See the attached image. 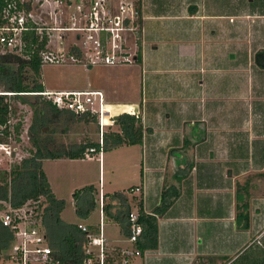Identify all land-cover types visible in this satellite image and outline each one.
<instances>
[{
    "label": "crops",
    "instance_id": "crops-1",
    "mask_svg": "<svg viewBox=\"0 0 264 264\" xmlns=\"http://www.w3.org/2000/svg\"><path fill=\"white\" fill-rule=\"evenodd\" d=\"M179 3L184 6L181 12L166 14L162 9L165 5L172 9ZM143 17L139 65L142 78L146 75L145 99L139 104L117 102L114 92L103 86L77 90L101 91L110 109L129 112V107H132L143 119V137L139 144L143 155L141 183L130 187L132 191L129 193L128 190L127 193H113H123L128 197L132 214L137 213L135 205L141 196L144 213L157 218L158 246L134 257L131 264H197L199 259H208L207 264H224L226 259L235 257L264 236V141H256L258 138L264 140V135L249 137L246 145L233 144L226 139L230 101L227 95L232 82L239 90L233 100L242 105L244 101H253V105L261 109L258 116L263 124L260 131L264 132V68L256 66L253 57V70L250 71L249 67L242 76L236 74L237 78L233 79L227 52L229 37H242L243 34L252 36L256 52L264 50V0H144ZM198 22H203L211 33L198 35ZM162 45L175 54L174 61L152 65L148 57L158 54ZM223 99L226 101L224 107L221 104ZM215 114H220V125L210 122ZM183 116L193 119L203 116L206 125L200 124L197 129L193 124L188 130V138L181 140L180 128L175 126L174 119ZM252 121L256 122V119ZM246 122L242 123L251 124L248 119ZM181 143L189 146L188 157L182 154L181 159L175 154L171 157L165 153L164 149L180 148ZM244 146L256 148L254 155L250 153L247 156L245 150L243 154L241 149ZM229 147L236 150L230 151ZM169 157L175 169L171 179L167 178L165 171ZM176 165L181 169L188 166V172L181 181L177 176L184 173H179ZM46 178L52 193L59 199L47 175ZM244 185H247L249 195L250 228L238 230L234 220L235 192L238 186ZM171 187L178 188V198L163 215H156L162 192ZM136 188H140V192H136ZM96 192L99 193V201L104 194H112ZM230 205L232 211L229 215ZM116 211L113 207L110 217L102 213L100 221L105 226L112 225L115 220L111 217ZM100 221L86 225L80 220L76 224L96 228ZM257 226L263 228L262 231H256ZM120 232L125 239L128 238V231L121 229ZM116 237L118 239L107 240V257L117 258L125 250L136 249V244L128 245L121 235ZM217 243L221 248L213 251Z\"/></svg>",
    "mask_w": 264,
    "mask_h": 264
},
{
    "label": "trees",
    "instance_id": "trees-1",
    "mask_svg": "<svg viewBox=\"0 0 264 264\" xmlns=\"http://www.w3.org/2000/svg\"><path fill=\"white\" fill-rule=\"evenodd\" d=\"M1 6V3H0ZM24 47L20 55L8 51L0 52V144L11 145V141L19 142L21 138L22 122L17 116L18 109L14 104H26L32 109L31 123L28 127V140L32 149L29 156L21 158L18 163H12L8 170H0V208L7 211H20L27 214V221L34 226L45 230L48 245L63 264H81L89 255L86 254L87 241L85 235L78 229L79 224H66L61 219V213L65 208V202L57 199L52 193L42 164L45 160H83L89 149L95 148L96 153L101 150L121 146L139 145L142 143L143 126L138 113H123L115 122L117 130L101 132L102 143L89 142L88 144L63 147L55 151L50 149L43 136H47L54 124L60 117L69 120H84L94 122L99 130V121L95 113L85 112L74 114L69 111L58 110L51 98L39 93L44 87L39 82L42 67V53L46 51V39L34 34L23 36ZM69 54L78 60L83 59L79 50L70 48ZM141 61V46H138L135 63ZM256 66L264 68V50L254 55ZM27 96L35 99L34 103L27 100ZM17 119V120H16ZM111 129L110 126L106 127ZM55 133V130H51ZM102 145V146H101ZM94 154L91 155L93 157ZM181 177L177 176L178 181ZM88 192V197L82 203L78 202L75 213L79 218L88 217L96 207L93 186L84 187L75 191L74 196L81 192ZM132 189L129 188L128 193ZM247 185L238 186L235 192L236 209L235 225L238 230L250 228V211L247 198ZM244 195L245 201H244ZM179 190L171 187L161 194L159 207L155 210L156 215H163L166 210L178 198ZM108 200L104 202V200ZM98 204L100 201H97ZM100 205L101 213L111 216V209L117 211L111 217L117 222L123 231L130 230L128 216L131 213V205L128 197L123 193L104 194ZM143 201L138 198L137 223L142 228V234L137 241L136 249L143 253L147 250L156 249L158 246V221L154 215L145 214ZM95 232L97 227L88 226ZM13 242V232L2 226L0 221V263L6 262L9 257V248ZM115 257L106 259L110 264ZM224 264H264V236L260 241L252 242L233 258L225 260Z\"/></svg>",
    "mask_w": 264,
    "mask_h": 264
},
{
    "label": "rangeland",
    "instance_id": "rangeland-1",
    "mask_svg": "<svg viewBox=\"0 0 264 264\" xmlns=\"http://www.w3.org/2000/svg\"><path fill=\"white\" fill-rule=\"evenodd\" d=\"M183 4H175V7L171 9L170 5L163 6V11L166 14L171 12H181ZM235 21V20H234ZM182 22L181 24H183ZM200 33L198 35L202 36L205 34H210V31H207L205 24L203 22H198L196 25ZM139 36V37H138ZM136 39V47L142 48V34L138 35ZM249 37V38H248ZM230 36L228 39V61L229 69L232 73L233 79L237 78L236 74H243V72L253 70V57L256 53V45L252 42V36ZM57 37H52V41ZM66 41L70 37H65ZM68 39V40H67ZM203 39V37H202ZM201 39V40H202ZM149 40V39H148ZM51 41V42H52ZM71 39L70 44L71 45ZM243 43V44H242ZM55 44V43H54ZM60 44L59 42L57 43ZM242 44V45H241ZM53 45V44H52ZM250 45V46H249ZM68 47V46H67ZM66 47V48H67ZM136 47L134 50H136ZM161 50L158 54H153V56L148 57L149 62L152 65H155L160 62L174 61L175 54H172L171 51H168V48L165 49V46H160ZM254 48V49H253ZM50 50L55 55L56 49L50 46ZM181 50L178 52L180 53ZM179 55V54H178ZM232 56V57H231ZM68 58V57H67ZM65 62L59 64L46 63L41 67L39 82H41L44 89H51L52 91H62V90H89L95 89L97 86H103L107 88L110 92H114V100L117 102H127V103H136L139 104L141 100L145 99V77L144 74L142 78L141 68L139 63L127 64L124 66L109 67L101 64L93 65L92 67L86 66L87 59H82L77 62H71L67 59ZM176 62V60H175ZM252 63V64H251ZM247 75V74H246ZM230 76V77H232ZM231 81V80H230ZM232 82V81H231ZM143 83V87L141 86ZM142 87V88H141ZM143 90V93H142ZM228 92L230 101L228 109V134L226 139L233 144H243L246 145L249 137H260L264 135L261 130V117L258 116L261 109L253 105V101H244V105L237 103L236 93L239 91L235 83H230L228 86ZM27 100L31 103L35 102V99L31 96H27ZM106 100V99H105ZM113 100V99H112ZM220 102V99L219 101ZM249 102V103H248ZM226 101L223 99V107L225 106ZM18 109L17 116H20L22 122L21 128V138L19 142L11 141V155H6L3 152H0V170H8L12 163H18L21 158L28 157V151L32 149V144L28 140L27 130L31 123L32 118V109L26 104H14ZM215 107V106H214ZM220 107V106H219ZM133 110L132 107H129ZM109 107L106 108L105 113L109 115ZM218 109V105H217ZM220 114H215L212 116L210 122L212 124L220 125ZM141 123L142 118L141 115ZM203 116H197L188 118L187 116L178 117L174 119L175 126L180 128L179 137L181 140L187 137L189 134V129L193 127V124L196 125L198 129L200 124L204 126L206 122L202 119ZM256 119V122H253V119ZM246 119L250 121V125L243 124L246 122ZM17 120V119H16ZM153 120V119H152ZM208 121V123H210ZM260 122V123H259ZM247 123V122H246ZM107 124V123H106ZM256 126H255V125ZM107 127V126H106ZM103 127L102 129L99 126V130L94 122H88L84 120H69L67 121L65 117H60L54 124H51V130H55V133H51V130L47 136V133L43 136L45 142L50 149H55V151L61 150L63 147H70L73 145L79 144H88L89 142L99 143L101 141V132L110 130H117L115 124L110 126L111 129ZM166 129L165 126L163 128ZM199 135V133H198ZM256 141H264L261 138ZM182 142V141H181ZM229 142H227L229 144ZM102 143V141H101ZM176 143V142H175ZM261 143V142H260ZM102 146V145H101ZM180 148L174 149H164L165 153L169 154L171 157L175 154L180 156L182 159V154L185 157H188L189 146L180 144ZM233 147H229L228 150ZM233 151L236 150L232 149ZM230 150V151H232ZM243 154H253L256 148H248L244 146ZM239 151V153L241 152ZM248 151V152H246ZM182 152V153H181ZM142 148L140 145L132 146H123L115 147L111 149H106L105 151L101 150L100 154H94L92 158H87L73 162L68 161H54L47 160L43 163V171L47 175L49 181L52 184L54 193L59 199H62L65 202V208L61 213V219L66 224H76L80 220L86 225L97 224L101 220V200L99 201V194L95 197L96 207L91 212L88 217L79 218L75 213L78 202L82 203L84 199L88 197V192H81L80 195L74 196L75 191L88 186H93L97 191L103 193H113V192H125L127 193L128 188L141 183V170H142ZM248 156V155H247ZM171 157H169L168 164L165 166V171L167 178L171 179L172 174L175 172V169L172 167ZM184 160V159H183ZM184 162V163H183ZM182 163L185 164V161ZM176 169L179 165H176ZM183 167V166H182ZM188 166L184 165V168H178L177 171L183 175L185 178L188 172ZM249 173L248 175H251ZM247 176V175H246ZM250 177V176H248ZM200 184L201 182H197ZM216 184V183H215ZM108 200H104L107 202ZM232 204V202L230 203ZM1 206V204H0ZM6 209L0 208V216L7 211ZM232 207L230 205L229 215L231 214ZM264 227V226H263ZM261 228L256 227V231H262ZM120 225L115 222L112 225L103 224V234L107 240L109 239H118L116 236L124 237L123 233L120 232ZM45 233V230L42 229ZM254 231V232H256ZM255 234V233H254ZM116 237V238H114ZM125 242L128 245L131 243L128 241V238L125 239ZM215 248L220 249V244H214L213 251ZM231 255V251L229 250ZM232 258V257H231ZM133 260V259H132ZM208 259H199L197 264H207ZM216 264V263H215Z\"/></svg>",
    "mask_w": 264,
    "mask_h": 264
},
{
    "label": "built area",
    "instance_id": "built-area-1",
    "mask_svg": "<svg viewBox=\"0 0 264 264\" xmlns=\"http://www.w3.org/2000/svg\"><path fill=\"white\" fill-rule=\"evenodd\" d=\"M0 3V52L20 55L23 36L34 34L40 40L46 39L42 66L65 62L67 57L71 62L80 61L69 54L70 48L81 52L83 59H87L86 66L116 67L136 60V39L142 33L144 0H0ZM54 36L56 42L52 41ZM65 37H70L71 45L70 39L67 42ZM50 46L56 49L55 55ZM39 94L51 98L60 111L95 113L101 129L114 125L115 119L123 113H136L109 109L107 116L108 104L98 90L44 89ZM0 152L11 155V147L0 144ZM95 153V148L89 149L86 159ZM135 191L140 192V188ZM137 220V214H129L128 241L131 244H136L142 234ZM0 221L13 232L8 260L0 264H63L48 245L42 228L29 223L25 212L5 211ZM77 227L86 237L85 252L89 255L81 264H106L107 239L102 231L103 222L100 221L95 232L83 224ZM139 256L138 249L125 250L110 264H131L132 259Z\"/></svg>",
    "mask_w": 264,
    "mask_h": 264
},
{
    "label": "water",
    "instance_id": "water-1",
    "mask_svg": "<svg viewBox=\"0 0 264 264\" xmlns=\"http://www.w3.org/2000/svg\"><path fill=\"white\" fill-rule=\"evenodd\" d=\"M118 118H116L115 120H117Z\"/></svg>",
    "mask_w": 264,
    "mask_h": 264
}]
</instances>
